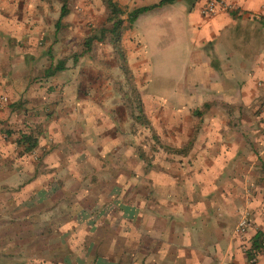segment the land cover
Segmentation results:
<instances>
[{
	"label": "crops",
	"instance_id": "0c3cea01",
	"mask_svg": "<svg viewBox=\"0 0 264 264\" xmlns=\"http://www.w3.org/2000/svg\"><path fill=\"white\" fill-rule=\"evenodd\" d=\"M43 1L0 0V35L28 34L23 37L27 39L29 34L41 32L50 16ZM112 1L122 10L123 19L130 12L149 8L131 25L123 23L120 45L126 49L124 61L130 58L134 62L132 84L137 95V89L142 92L140 105L153 104L150 125L160 141L171 149L185 145L187 150L166 154L167 160L181 163L166 168L165 184L154 186L155 192H163L158 200H134L129 207L131 217L124 202L117 205V233L106 235V248L100 252L91 249L87 232L72 234V241L78 243L64 245L67 251L61 244L68 237L55 226L50 233L36 227L35 232H26L30 236L26 240L19 231L3 232L1 225L44 219L43 214L42 218L39 214L16 217L13 210L32 208V204L45 208L42 194L46 187L7 184L5 188L0 184V191L16 189L26 194L12 208L0 203V264H251L244 249H249L256 233H264V0H223L229 9L210 16L199 11L211 0H172L161 6L157 4L162 0ZM175 20L182 28L185 57L191 66L177 83L168 84L163 97L153 96L147 85L149 75L141 77L148 63L137 31L148 24ZM52 27L58 30L55 23ZM134 37L137 43L132 41ZM56 74L26 79L20 98L27 125L40 116L45 122L41 108L59 103L55 99L60 86ZM8 97L11 103L19 99ZM67 97L63 104L76 111L77 97L68 93ZM84 103L86 108L107 104H94L93 97ZM207 103L214 105L205 108ZM36 114L39 117L33 118ZM31 171V176L36 173ZM243 214L248 225L238 237L233 228ZM29 241L42 244L31 250ZM253 256L252 264H264V248Z\"/></svg>",
	"mask_w": 264,
	"mask_h": 264
},
{
	"label": "rangeland",
	"instance_id": "374dc122",
	"mask_svg": "<svg viewBox=\"0 0 264 264\" xmlns=\"http://www.w3.org/2000/svg\"><path fill=\"white\" fill-rule=\"evenodd\" d=\"M43 2L50 16L41 32L29 34L27 39L23 37L28 34L0 35V184L5 188L7 184L46 187L42 194L45 208L32 204V208L18 206L13 210L16 217L43 214L44 219L34 217L25 225H1V230L7 233L19 231L26 240L30 237L26 232H35L36 227L50 233L55 226L68 237L61 244L63 250H66V244L73 247L78 243L77 239L72 241V234L80 236L87 232L86 240L92 245L91 249L100 252L106 248V235L117 233V216H120L117 205L124 202L125 212L131 217L129 207L134 200H158L157 196L163 192H155L154 186L165 184L166 168L181 163L167 160L166 154H180L181 149L187 150V147L171 149L160 141V136L150 125L153 111L149 108H153V104L141 103L142 119H133L137 113L133 109L136 102L130 90L134 74V62L130 58L128 62L124 61L128 70L126 76L106 39L94 41L90 50L84 53L83 41L97 34L105 24V11L100 0H68L69 14L61 20L57 31L52 26L58 17L60 3L57 0ZM163 22L145 25L143 31H137L145 48L144 62L148 63L142 68L141 77L149 75L147 85L152 95L162 97L169 90L168 84L177 83L183 77V71L191 66L186 61V41L179 22ZM132 41L137 43L135 37ZM121 50L126 52L122 46ZM26 52L35 56L25 55ZM57 61L64 64V70L56 74L59 78L56 84L60 86L59 96L55 99L59 103H55L54 108H41L46 114L45 122L40 116L33 122L29 120L27 125L20 98L22 87L26 79H42L44 70ZM63 90L77 97L76 111L63 104L68 99ZM137 90L139 95L142 94L140 88ZM145 92L151 95L147 90ZM9 94L19 96V99L11 103ZM90 97L94 104H107L86 108L88 105L84 100ZM213 105L207 103L205 108ZM261 106L264 108V103ZM91 114L93 119H90ZM22 136H30L36 141L29 152L24 150L26 144ZM163 148H169L173 153ZM13 157L18 160L12 161ZM24 169L27 173H23ZM31 169L36 170L32 176ZM17 191L1 190L0 203L12 208L16 201L26 196ZM28 244L32 250L42 243L29 241Z\"/></svg>",
	"mask_w": 264,
	"mask_h": 264
},
{
	"label": "trees",
	"instance_id": "16d2710c",
	"mask_svg": "<svg viewBox=\"0 0 264 264\" xmlns=\"http://www.w3.org/2000/svg\"><path fill=\"white\" fill-rule=\"evenodd\" d=\"M57 1L60 3V8H59L57 21L55 22V29L59 28L61 20L65 16H67L69 12L67 8L68 0H57ZM171 1L172 0H162L157 4V6L169 4L171 3ZM100 2L103 5L104 9L106 10L105 24L103 27L99 29L97 34L89 36L83 41L84 53L90 50V47L94 41L102 42L104 39H106L109 42V44L112 46L113 51L115 52L117 58H119L121 62L120 65L122 72L127 76L128 70L124 65V55L120 46L121 34H122V30L124 29L123 23L125 21L128 25H131L136 19V17L139 15V13H142L143 11H146L149 8H143L140 10H136L134 12H130L126 15V18L123 19L122 10L112 0H100ZM63 70H64L63 62L57 61L54 66L50 65L47 69L44 70L43 76L46 78L51 77ZM130 90H131V95L134 97L132 98L135 99L136 102V108L133 109H135L137 115L133 116V119L139 121L140 119H142L140 101L136 93L135 87L132 84H130ZM21 139L23 140V143L26 144V148L24 150L27 152H29L36 145L35 139L31 138L30 136H22ZM163 150L168 153H172V150H170L169 148H163ZM262 243H264V233L258 232L252 238L249 249L245 251L248 260H251V258L257 251L263 249Z\"/></svg>",
	"mask_w": 264,
	"mask_h": 264
},
{
	"label": "built area",
	"instance_id": "2783aa9c",
	"mask_svg": "<svg viewBox=\"0 0 264 264\" xmlns=\"http://www.w3.org/2000/svg\"><path fill=\"white\" fill-rule=\"evenodd\" d=\"M224 10V9H229V6L223 2V0H211L209 2H207V4H205L201 9H200V14L203 16H210V15H214L215 12L217 10ZM247 221H246V216L245 214H243L242 216H240L238 222L236 223V225L233 228V234L236 236H241V234L243 233V231L246 229L247 227ZM262 247L264 248V243H262ZM244 251H246L244 249ZM249 262L252 264L255 262L254 256L251 258V260H249Z\"/></svg>",
	"mask_w": 264,
	"mask_h": 264
}]
</instances>
